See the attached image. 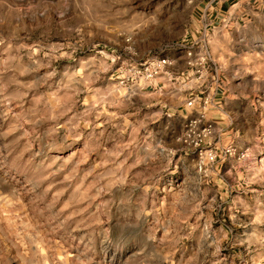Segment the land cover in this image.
Segmentation results:
<instances>
[{
  "label": "rangeland",
  "instance_id": "1",
  "mask_svg": "<svg viewBox=\"0 0 264 264\" xmlns=\"http://www.w3.org/2000/svg\"><path fill=\"white\" fill-rule=\"evenodd\" d=\"M211 2L0 0V264H264V0L204 38ZM172 55L171 88L131 80Z\"/></svg>",
  "mask_w": 264,
  "mask_h": 264
},
{
  "label": "built area",
  "instance_id": "2",
  "mask_svg": "<svg viewBox=\"0 0 264 264\" xmlns=\"http://www.w3.org/2000/svg\"><path fill=\"white\" fill-rule=\"evenodd\" d=\"M202 36L207 37V32L205 31ZM181 50L184 55V62L187 69L189 68L193 72V78L196 81L205 79L203 74V68L205 65V59L201 57H196L192 51V46L180 45ZM175 66V59L170 56H148L139 61L129 62L128 71L130 72V77L133 82L143 81L148 84L152 83L156 77L160 75L170 76L168 79L170 81H178V77L171 76V67ZM199 67H201L199 69ZM188 71V70H187ZM185 73V72H184ZM182 77H185L183 74ZM196 103V98L190 97L187 102V107H193ZM203 115L198 114L196 117L189 118L185 125V136L192 137V142L195 146H199L203 140L209 136L211 133L210 124H205L202 122ZM185 139V137H184ZM210 160L215 158L211 152L207 153Z\"/></svg>",
  "mask_w": 264,
  "mask_h": 264
},
{
  "label": "crops",
  "instance_id": "3",
  "mask_svg": "<svg viewBox=\"0 0 264 264\" xmlns=\"http://www.w3.org/2000/svg\"><path fill=\"white\" fill-rule=\"evenodd\" d=\"M226 1L227 0H219V1H217V0H212V2L211 3H209V4H207L206 6H205V8H204V10L202 11V13H201V23H202V25H201V35L206 31L207 32V30H209L210 29V27H212V25H213V23H215V22H217L222 16H223V14H225L226 13V10H228L227 8L228 7H226ZM229 11V10H228ZM220 21H222V22H226L225 21V19H221ZM194 24H195V22H194ZM192 29H194V28H192ZM171 57H173L174 59H175V66H173V67H171V69H170V71H171V76L172 77H178V78H182V76H183V74H184V72L186 71L184 68L180 71L178 68H177V66H176V63L178 62V56L177 55H172ZM181 60H182V62L184 63V65H185V62H184V59L183 58H181ZM182 63V64H183ZM168 77H170V76H167V75H160V76H158L157 78H162V81L161 80H159V81H156V79L152 82V84L150 85V84H146V87L149 85V86H152L153 88H155V87H157V88H159V89H164V90H166L167 88H171L170 86L172 85V83L173 84H175V83H178V81H175V82H171L169 79H168ZM189 78V81H188V83H194V82H196L195 80H194V78L193 77H188ZM204 81V80H203ZM166 85H168V86H166ZM175 89V88H174ZM173 90V89H172ZM178 91V89H175V91ZM193 93H195L196 94V92H193ZM193 93H188V94H185V96L187 97L188 95H190V94H193ZM186 97H184V98H186ZM181 106H182V103H178V108L180 107L181 108ZM183 107V106H182ZM183 109H181L179 112H183L182 111Z\"/></svg>",
  "mask_w": 264,
  "mask_h": 264
}]
</instances>
